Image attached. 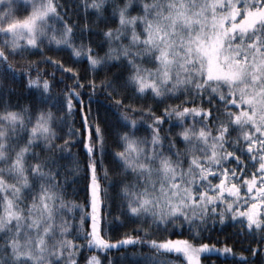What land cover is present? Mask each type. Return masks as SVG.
Listing matches in <instances>:
<instances>
[{"label": "snow or ice", "instance_id": "snow-or-ice-1", "mask_svg": "<svg viewBox=\"0 0 264 264\" xmlns=\"http://www.w3.org/2000/svg\"><path fill=\"white\" fill-rule=\"evenodd\" d=\"M229 221L240 252L196 243ZM129 245L136 264H264V0H0V264H116Z\"/></svg>", "mask_w": 264, "mask_h": 264}, {"label": "trees", "instance_id": "trees-1", "mask_svg": "<svg viewBox=\"0 0 264 264\" xmlns=\"http://www.w3.org/2000/svg\"><path fill=\"white\" fill-rule=\"evenodd\" d=\"M44 55H52V53L45 52ZM56 57L58 59H61L62 62L67 61L69 54L67 52L62 53H55ZM32 59H39L40 56L37 53V55L31 57ZM12 59V58H10ZM17 63H18V58ZM77 66V65H72ZM54 91H58V88ZM15 100V98H13ZM83 99V98H82ZM26 102V101H25ZM173 103H176L177 101H172ZM78 105V102H77ZM109 101L104 98L103 92H101L97 95H95L92 99V103L88 104L87 107L91 108L95 114V112L99 111L101 115H103L108 110ZM75 111V110H74ZM78 119V116L73 115L69 122H66L63 124L62 128L59 129L61 135L64 133L70 132L71 130H74L76 127H79L76 121ZM69 123L71 124V128H69ZM68 139L71 140V135L68 136ZM59 143V141H57ZM78 150L75 146V143L73 142L71 144V151L65 155V160L63 163H65L66 168L65 171L72 166V160L73 156L72 153H77ZM77 158H80L77 156ZM87 181L85 179V173L81 172L78 175L77 174H70L67 183L65 184V199L74 201L76 203H79L83 200V194L81 193V188H86ZM87 211V209H85ZM75 216L77 219H79L80 214L79 211L75 212ZM85 228L87 227V224L85 223ZM136 225L128 222L126 223L125 227L116 228L108 233V237L111 240H116L120 238V235L124 232L128 231L129 229L133 230V234L135 235V229ZM154 236L151 238L155 239H189L191 240L192 237L188 232L187 226H182L181 228H176L175 231L172 230L171 226H169L168 229H165L163 231L159 230H153ZM238 231V229H237ZM204 234L206 239H200L196 241V243H208L210 245H215L216 247H219L220 244L217 243V241H222L225 245H229L233 249V253H238L241 250V245L239 243L241 237L234 234L233 226L231 221L227 222L225 225L220 224H211L209 223L207 227L204 229ZM245 243H248L247 240H245ZM254 243V241H253ZM127 252L126 256H122L123 253ZM146 249L141 248L139 246H121L119 251L113 249L107 253V256L112 257L116 264H121V261H123V264H136L139 257L137 255H133V253L136 252H144ZM88 255H91L92 253H87ZM247 255V253H244ZM101 257L105 260H107V257L104 256L103 253H101ZM259 259V258H257ZM168 260L170 261V264H181L182 256H178L177 254H172L168 256ZM186 264V262H184ZM200 264H236L235 257L230 256L228 254L220 255L219 253L215 252H208V253H201L200 255ZM255 264V262H253Z\"/></svg>", "mask_w": 264, "mask_h": 264}]
</instances>
